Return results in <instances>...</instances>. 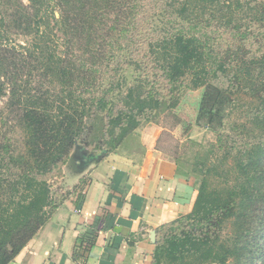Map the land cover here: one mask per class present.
Masks as SVG:
<instances>
[{"label":"trees","instance_id":"obj_1","mask_svg":"<svg viewBox=\"0 0 264 264\" xmlns=\"http://www.w3.org/2000/svg\"><path fill=\"white\" fill-rule=\"evenodd\" d=\"M144 1L0 0V264L49 221L50 174L127 148L201 87L196 126L217 142L188 166L174 159L198 195L189 214L161 227L153 264H264V0H154L151 16ZM247 20L258 31L247 32ZM243 92L254 104L238 124Z\"/></svg>","mask_w":264,"mask_h":264},{"label":"crops","instance_id":"obj_2","mask_svg":"<svg viewBox=\"0 0 264 264\" xmlns=\"http://www.w3.org/2000/svg\"><path fill=\"white\" fill-rule=\"evenodd\" d=\"M162 135L146 126L120 152L68 168L49 221L10 264H153L161 227L189 214L198 195L159 148Z\"/></svg>","mask_w":264,"mask_h":264},{"label":"rangeland","instance_id":"obj_3","mask_svg":"<svg viewBox=\"0 0 264 264\" xmlns=\"http://www.w3.org/2000/svg\"><path fill=\"white\" fill-rule=\"evenodd\" d=\"M24 1L28 3V0H24ZM153 1L150 0L144 1L146 6L144 7L143 12L147 16H151L155 11L156 6H159V4H161V3L159 4L156 3V1H154L155 2L154 3ZM144 13H142V16ZM56 15L58 16L59 14L56 13ZM248 20L247 22H245L244 25V28L247 27L246 28L248 30L247 32L250 33L251 30L253 29L258 31V28L260 27L259 24L249 23ZM142 21L143 19L141 18L140 23H142V25L145 26L146 29L148 25ZM221 35L223 36V34ZM240 35L241 33L234 34L233 38L232 36L230 37L236 43L239 42ZM225 37L228 38L229 36L225 35ZM249 39H250L249 41L250 44H253L251 53H256L258 55L259 52H261V50H259V44L255 43L256 42L255 36L250 35ZM162 80L163 79H161V81L159 82H162ZM151 84L153 83L151 82ZM204 90L205 87H201L197 90H188L185 97L181 101L179 107L174 111L173 114L170 112L162 113L155 118L156 123H149L141 129L142 131L146 126H150L152 124L160 126L163 129V135L159 142V148H161L164 151V153H166L173 159L180 158L179 163L182 162L184 166L185 165L188 166L187 162L194 160L197 154L200 156L207 155L211 145L217 142V137L214 133H212L209 130L202 129L196 126L199 104L202 95L204 93ZM238 98L240 99V110L236 112L234 111L232 112L231 121H235L236 123L241 124L242 122H244V120H248V113L246 112L251 108H253L252 104L254 103L252 102V99L248 98V96L244 92L239 94ZM6 102H7L6 99L0 101V126L3 125V121L7 116L5 110ZM2 119L3 121H1ZM10 136H12V138H14L17 141H21L22 131L20 129H15L14 133ZM215 153L218 155L219 158H222L224 155V152L222 150ZM70 164H71V160H69L67 164L62 165L60 168L56 169L52 174H50L47 177L51 184L52 190L55 192L58 191L59 195L60 192L63 193V191L66 189L65 185L70 183L68 178V173H70L68 172V168L70 167ZM225 164H228L230 167L233 166L234 165L233 159L230 157L228 162ZM69 170H74V169H69ZM219 175L220 176L215 175L213 177V180L218 182H223L224 173L220 171ZM235 176L236 174L234 172H231V174L228 175L229 180L232 181L235 178ZM224 233L225 235L232 233V228L230 225L228 226V228H226ZM228 264H234V263L229 262Z\"/></svg>","mask_w":264,"mask_h":264},{"label":"water","instance_id":"obj_4","mask_svg":"<svg viewBox=\"0 0 264 264\" xmlns=\"http://www.w3.org/2000/svg\"><path fill=\"white\" fill-rule=\"evenodd\" d=\"M103 155H105L104 153H91V152H88L87 154H86V156L87 157H100L101 158V156H103ZM155 235H156V233L155 232H153L152 233V241L153 242H155Z\"/></svg>","mask_w":264,"mask_h":264}]
</instances>
